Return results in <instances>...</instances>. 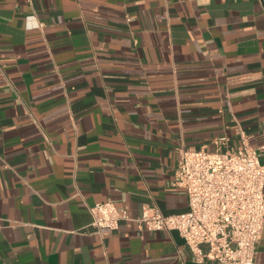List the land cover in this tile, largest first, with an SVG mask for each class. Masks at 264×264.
I'll list each match as a JSON object with an SVG mask.
<instances>
[{
    "label": "crops",
    "instance_id": "0c3cea01",
    "mask_svg": "<svg viewBox=\"0 0 264 264\" xmlns=\"http://www.w3.org/2000/svg\"><path fill=\"white\" fill-rule=\"evenodd\" d=\"M263 126L264 0H0V264H218L136 220L188 211L181 149Z\"/></svg>",
    "mask_w": 264,
    "mask_h": 264
},
{
    "label": "built area",
    "instance_id": "2783aa9c",
    "mask_svg": "<svg viewBox=\"0 0 264 264\" xmlns=\"http://www.w3.org/2000/svg\"><path fill=\"white\" fill-rule=\"evenodd\" d=\"M174 185L187 193L188 211L167 216L145 206L138 224L149 231L178 232L199 263L257 264L264 231V145L244 144L226 153L183 148ZM89 212L99 235L130 220L112 202L98 203Z\"/></svg>",
    "mask_w": 264,
    "mask_h": 264
}]
</instances>
